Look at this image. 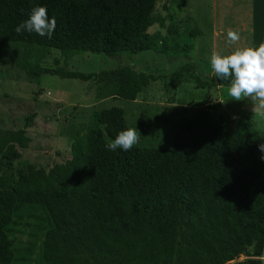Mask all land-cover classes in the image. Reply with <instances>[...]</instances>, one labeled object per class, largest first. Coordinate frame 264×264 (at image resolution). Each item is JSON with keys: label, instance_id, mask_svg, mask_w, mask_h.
Here are the masks:
<instances>
[{"label": "trees", "instance_id": "1", "mask_svg": "<svg viewBox=\"0 0 264 264\" xmlns=\"http://www.w3.org/2000/svg\"><path fill=\"white\" fill-rule=\"evenodd\" d=\"M147 1L0 0V63L31 78L91 81L99 99L133 101L155 76L127 66L81 73L39 62L50 49L63 60L155 50L145 35L153 22ZM36 6L56 19L51 39L15 31ZM191 70L184 64L172 76ZM190 75L209 92L230 82ZM217 106L208 109L216 114ZM216 115L180 120L169 149L110 151L106 145L128 127L121 108L99 109L83 137L72 138L70 159L46 173L11 172L16 148L28 146L31 116L9 139L0 130V264H226L239 255L246 259L237 264H261L264 136L248 121L230 127Z\"/></svg>", "mask_w": 264, "mask_h": 264}, {"label": "rangeland", "instance_id": "2", "mask_svg": "<svg viewBox=\"0 0 264 264\" xmlns=\"http://www.w3.org/2000/svg\"><path fill=\"white\" fill-rule=\"evenodd\" d=\"M137 6L147 0H136ZM226 12L235 11V8ZM152 25L145 35L155 43V50L134 55L115 56L79 53L63 60L59 52L50 49L39 62L41 67H62L69 71L96 73L127 66L135 72L156 77L133 101L115 98L99 99L93 82L61 79L42 74L28 77L17 66L0 63V130L9 139L22 128L31 116L26 129L28 146L16 148L19 157L11 163V172L28 174L42 170L45 173L55 165H64L70 159L69 145L74 136L83 137L90 128L92 114L109 107L123 110L125 124L136 128L141 135L138 146L169 149L172 133L178 122L190 119L198 111L217 113L232 121H248L255 134L264 136V109L259 101L248 97L233 100L228 93L230 84L211 92L194 86L191 73L206 78L214 73L210 67L211 4L210 0H151ZM228 21H226V25ZM184 64H191V73L176 80L172 73ZM218 105L217 113L209 105ZM25 238H20L25 244ZM246 257L239 255L226 264H237Z\"/></svg>", "mask_w": 264, "mask_h": 264}, {"label": "clouds", "instance_id": "3", "mask_svg": "<svg viewBox=\"0 0 264 264\" xmlns=\"http://www.w3.org/2000/svg\"><path fill=\"white\" fill-rule=\"evenodd\" d=\"M56 28V19L48 17L46 7H33L27 19L16 27L17 33H35L40 37L51 39ZM229 43L239 41V34L229 29L227 31ZM210 67L219 79L229 80V95L233 100L239 101L242 97H252L259 101L258 108L264 109V43L258 47H238L230 54L221 55L213 52L210 57ZM138 130L128 128L120 131L106 148L110 151L122 149L130 151L140 140ZM258 150L264 154V143L258 145ZM264 159V155L261 157ZM71 187V186H69Z\"/></svg>", "mask_w": 264, "mask_h": 264}, {"label": "crops", "instance_id": "4", "mask_svg": "<svg viewBox=\"0 0 264 264\" xmlns=\"http://www.w3.org/2000/svg\"><path fill=\"white\" fill-rule=\"evenodd\" d=\"M210 4L211 54L227 55L238 47H258L264 43V0H210ZM224 5L228 9L234 7L235 11L226 12ZM229 29L239 34L238 42L229 43Z\"/></svg>", "mask_w": 264, "mask_h": 264}, {"label": "water", "instance_id": "5", "mask_svg": "<svg viewBox=\"0 0 264 264\" xmlns=\"http://www.w3.org/2000/svg\"><path fill=\"white\" fill-rule=\"evenodd\" d=\"M260 260H261V264H263V260H264V245H263V247L261 249Z\"/></svg>", "mask_w": 264, "mask_h": 264}]
</instances>
